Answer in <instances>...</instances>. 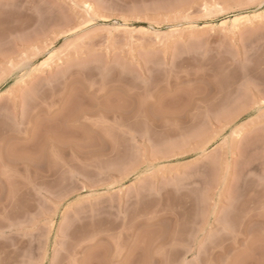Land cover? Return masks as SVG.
<instances>
[{"label":"rangeland","instance_id":"374dc122","mask_svg":"<svg viewBox=\"0 0 264 264\" xmlns=\"http://www.w3.org/2000/svg\"><path fill=\"white\" fill-rule=\"evenodd\" d=\"M0 264H264V0H0Z\"/></svg>","mask_w":264,"mask_h":264},{"label":"bare ground","instance_id":"6f19581e","mask_svg":"<svg viewBox=\"0 0 264 264\" xmlns=\"http://www.w3.org/2000/svg\"><path fill=\"white\" fill-rule=\"evenodd\" d=\"M27 100V99H26Z\"/></svg>","mask_w":264,"mask_h":264}]
</instances>
